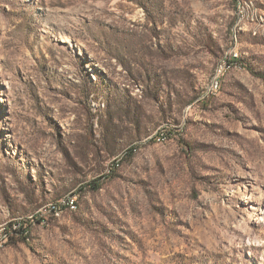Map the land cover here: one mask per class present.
I'll use <instances>...</instances> for the list:
<instances>
[{"label":"rangeland","instance_id":"obj_1","mask_svg":"<svg viewBox=\"0 0 264 264\" xmlns=\"http://www.w3.org/2000/svg\"><path fill=\"white\" fill-rule=\"evenodd\" d=\"M0 264H264V0H0Z\"/></svg>","mask_w":264,"mask_h":264},{"label":"built area","instance_id":"obj_2","mask_svg":"<svg viewBox=\"0 0 264 264\" xmlns=\"http://www.w3.org/2000/svg\"><path fill=\"white\" fill-rule=\"evenodd\" d=\"M237 55H236V53L235 52H233V53H230V57H229V61H234V59H235V57H236ZM229 62H228V60H223L222 61V63L219 65V67H218V69H217V71H216V76H218V72H219V69L220 68H224V66L225 65H227ZM216 81V80H215Z\"/></svg>","mask_w":264,"mask_h":264},{"label":"bare ground","instance_id":"obj_3","mask_svg":"<svg viewBox=\"0 0 264 264\" xmlns=\"http://www.w3.org/2000/svg\"><path fill=\"white\" fill-rule=\"evenodd\" d=\"M237 55V54H236ZM221 71H223V70H221ZM218 82V81H217ZM214 89L215 88H217V83L216 82H214V84H213V86H212Z\"/></svg>","mask_w":264,"mask_h":264},{"label":"trees","instance_id":"obj_4","mask_svg":"<svg viewBox=\"0 0 264 264\" xmlns=\"http://www.w3.org/2000/svg\"><path fill=\"white\" fill-rule=\"evenodd\" d=\"M98 185H96L95 187H97Z\"/></svg>","mask_w":264,"mask_h":264}]
</instances>
